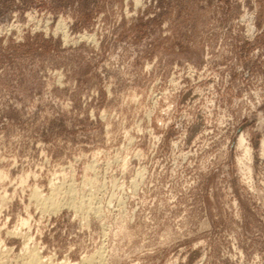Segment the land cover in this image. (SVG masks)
<instances>
[{
    "label": "rangeland",
    "instance_id": "obj_1",
    "mask_svg": "<svg viewBox=\"0 0 264 264\" xmlns=\"http://www.w3.org/2000/svg\"><path fill=\"white\" fill-rule=\"evenodd\" d=\"M263 148L264 0H0V264H264Z\"/></svg>",
    "mask_w": 264,
    "mask_h": 264
},
{
    "label": "bare ground",
    "instance_id": "obj_2",
    "mask_svg": "<svg viewBox=\"0 0 264 264\" xmlns=\"http://www.w3.org/2000/svg\"><path fill=\"white\" fill-rule=\"evenodd\" d=\"M263 146V145H262ZM262 155L264 156V148H263V150H262ZM262 156V157H263ZM59 192V191H58ZM70 193V192H69ZM41 199V198H40ZM38 201V200H37ZM40 201V205H42V206H44L45 204H46V202L48 201V203L49 204H47V205H49V207H50V209H52V210H56V208L58 209V204L57 203H55V202H53L50 198H47V199H42V200H39ZM57 202V201H56ZM60 204V203H59ZM61 205V204H60ZM69 205V204H68ZM70 206H72V207H75V208H77L76 206H75V204H72V203H70ZM78 206V205H77ZM81 206V205H80ZM48 207V206H47ZM48 207V208H49ZM42 208V207H41ZM44 208V207H43ZM60 208V207H59ZM81 208V207H80ZM79 208V209H80ZM87 210V209H86ZM51 211V210H50ZM23 220V219H22ZM22 222V221H21ZM26 222V221H25ZM26 224H28V222H26ZM21 225H24L25 226V224H21ZM25 236V235H24ZM29 239V238H28ZM24 240V239H23ZM29 241V240H28ZM27 241V242H28ZM24 245V244H23ZM25 247V246H24ZM25 250L26 249H28L27 248V245H26V248H24ZM25 250H24V252H25ZM31 252V251H30ZM29 253V252H28ZM27 255V254H26ZM28 264H40V259H39V256H38V252L36 253V252H32V253H29V255H28ZM87 260V259H86ZM24 261V260H23ZM94 261V260H93ZM84 262H86V261H84ZM89 262V261H88ZM87 262V263H88ZM4 263V262H3ZM26 264V263H25Z\"/></svg>",
    "mask_w": 264,
    "mask_h": 264
}]
</instances>
